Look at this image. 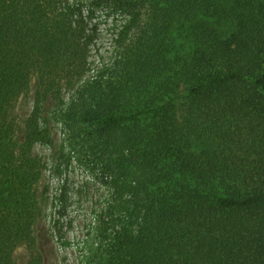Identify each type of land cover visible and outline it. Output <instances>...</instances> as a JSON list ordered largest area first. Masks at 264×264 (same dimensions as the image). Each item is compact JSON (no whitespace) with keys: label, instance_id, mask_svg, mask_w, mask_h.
<instances>
[{"label":"trees","instance_id":"1","mask_svg":"<svg viewBox=\"0 0 264 264\" xmlns=\"http://www.w3.org/2000/svg\"><path fill=\"white\" fill-rule=\"evenodd\" d=\"M51 109L107 190L85 264H264V0H0V264H42Z\"/></svg>","mask_w":264,"mask_h":264},{"label":"rangeland","instance_id":"2","mask_svg":"<svg viewBox=\"0 0 264 264\" xmlns=\"http://www.w3.org/2000/svg\"><path fill=\"white\" fill-rule=\"evenodd\" d=\"M114 24L109 18H99L98 33L90 59L98 62L106 60L112 45ZM35 80L16 101L14 113L17 121H22L31 110ZM71 92L63 86L62 94L66 99ZM52 143L37 144L34 152L47 162V168L38 182L43 192V215L36 224V250L41 253L42 264H85L84 250L89 244V229L93 222V211L102 203L107 194L106 186L99 178L96 167L91 165L87 156L68 153V145L59 119L50 110ZM65 197L66 214L62 218L61 236L55 234L53 219L60 196ZM70 222V224H69ZM68 243H63V240ZM35 248L28 242L18 243L13 249V259L17 264H27Z\"/></svg>","mask_w":264,"mask_h":264}]
</instances>
